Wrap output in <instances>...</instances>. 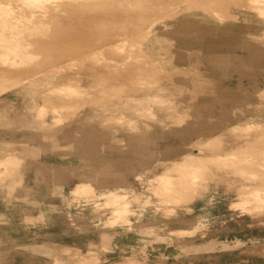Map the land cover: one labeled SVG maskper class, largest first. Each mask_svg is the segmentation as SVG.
Returning a JSON list of instances; mask_svg holds the SVG:
<instances>
[{
  "label": "rangeland",
  "instance_id": "374dc122",
  "mask_svg": "<svg viewBox=\"0 0 264 264\" xmlns=\"http://www.w3.org/2000/svg\"><path fill=\"white\" fill-rule=\"evenodd\" d=\"M231 7L233 8L234 6L231 5ZM163 8H165V6H163ZM198 9L199 8L194 9L197 13L200 11L198 21H189L191 26H198L199 23L206 26L219 25V23L214 22L212 19H202L200 16L201 14L204 15V13L202 10ZM160 10L163 9L159 6L154 9V12L160 13ZM73 12L63 13L57 18V22L56 20L51 21V29L47 34L48 38H45L46 35H36L33 37L39 40L35 41L34 45V48L41 52L39 60L42 61L48 57L49 61L48 63H43L42 66L30 67L31 71L29 73H35L32 77H36V79L40 81V89L46 88V86H42V80L56 84L63 81L64 77L61 76L66 74H71L73 78L77 79H85L91 76L93 77L91 81H93L95 85H90L89 89L91 90L92 88L91 92L100 95L99 90L104 89L107 95L105 94L106 96L103 97L105 100L97 96H94V98H98L97 100L94 98V100H88L86 96L78 102L75 100L76 103H73L76 105V109L73 110V115L70 119L64 121L62 125L52 128L41 127L40 124L35 123V121L22 123L21 120H25L26 117H28L26 115H29L27 114V107H29V105L31 107L28 101H24L27 97L29 98V96L23 93L21 91L22 89L11 90L7 94L3 93L0 96V109L9 105L10 115L16 118V125H18L15 128L14 135L10 137L6 136V131H0V141L6 140L0 143V156L14 153L21 156L24 161L19 168L20 172L17 177L13 178L5 174L4 180L0 181V217L4 219H1L2 221L0 220V236L1 239L3 238V240H0V264H51L54 257L61 258L64 260L65 264H138L139 261H146L148 264L264 263V212L254 215H244L239 211L227 209L228 206H226L229 205L231 201L237 199V186L247 180L240 175L234 174L230 167L210 164V160L208 159L199 161L201 164H208L206 165L207 170L205 179L199 181L200 177L197 178L199 181V192L197 190V193H192L187 197H179L176 195L175 200H179V198L184 200L176 206L174 212H167L165 209L166 205H161L157 209L159 196L151 195L154 204L149 207L146 216L137 223L138 219L136 215L132 214L131 218L133 220V225L129 227L120 225L112 227L104 224L96 225L97 219H105L110 216L109 209L98 208L95 205L94 199L84 196L72 201L69 200L73 198L70 191L71 188L81 180H90L89 177L91 176L94 180H103L106 182L109 179H126L132 183L136 191L147 194L148 178L151 175L161 172L165 167L171 165L173 161L180 160L184 153L199 154L201 152H206L197 145L198 140L201 141L207 138H214L215 134L224 133L221 136L222 142L220 147L222 149L232 148L238 144L245 143L243 132H236L231 129L230 125L238 122L237 119L226 120L225 118L228 115L225 111L229 107L231 108L232 104L245 103L244 107L247 109L249 115H260V117L264 118V100L262 101L261 96L257 94L258 89L264 87V76L260 75L258 71L256 72L257 68H255L258 64H264V32L254 27V24L258 21L257 18L253 17L251 21L239 19L235 21V24L232 23L234 22L233 20H229L231 23L225 25L227 31L222 35L221 39L217 38V41L213 43L217 46L219 44L218 49L212 47L217 50L212 49L207 51L206 39L203 38V31H200L201 29L198 27V32L192 31L190 35L186 33L185 36H190L192 39L194 38L196 44L195 48L194 50H180L177 52V55L182 56L186 52L185 59L190 57L193 59L195 64L188 68H184L178 63L175 65L165 64L164 67H160L159 64L154 63L155 60L161 59V57H163L165 61L170 60L165 56L171 49L168 45L164 44L165 42H160L163 41L162 36V38L157 39L156 35L152 34V41L148 47L144 43L149 39L144 40L141 46L144 49L134 48L129 51L130 53L115 52L116 54L114 51L105 49V55H107V57L122 63L125 62L123 65L115 66V62L112 60H105L104 62L106 64H94L92 66L74 65L72 68L60 70V66L57 65L58 61H66V59L69 61L70 58H73L75 61L81 60L85 53L90 54L91 51L99 49L98 47L105 42L114 41L117 37L115 34L118 32L122 33L123 31L127 33V35H130V38L134 36L133 39H140V37L135 36L137 34H134L137 24V18L135 19L134 17L136 14L134 13L112 16L110 13L97 14V12L92 9H88L81 14ZM180 18H182L180 15H174L172 18L165 19L164 23H168V25L173 23L171 27L175 29L178 28V31H175L173 37L181 40L184 34L182 30H179L182 27ZM61 25L63 28L60 27ZM240 25L246 26L245 30H238ZM249 26L250 28H248ZM225 40H233L236 46L238 44V49L235 46L234 49L230 48L228 51L229 48L221 45V42H226ZM42 44H46L49 48L41 49L42 47L40 46ZM232 50L234 52H231ZM140 52L141 54H139ZM224 52L231 53L236 59L240 58L241 60L252 61L251 70L247 71L243 69V71L239 68L241 71L237 70V73V71L233 69V66L220 68V66L216 64L215 59L219 54V56L224 55ZM252 56L255 62L252 60ZM1 63L2 62H0V69L5 70V64ZM216 66L218 67L217 69L215 68ZM113 67L116 69L112 70ZM236 68H238V66H236ZM147 70L149 72H151V70H159L157 75H159V81L162 82L159 83L170 90L168 96L172 99H179L181 97L178 95L180 94V90L186 89L184 88V83L177 78L190 76L192 81H194L193 86L195 85L198 89H192V92L195 93L189 98V102H178L179 104H177V106H180L179 113L169 114V112L163 108H159L157 110L159 119L154 121L155 127L152 125L153 127L149 126V128H146L144 125L145 123H142V120H140V129L132 130L124 123H121V120H119L120 115L117 114V110L119 109L118 107L123 104L122 96L124 94H128V92L132 94L143 93V84L134 77L129 80L127 76L135 74L138 71L140 75H144ZM24 71H19V73L9 71L6 74L8 76H13L21 73L20 75L22 76L27 73ZM103 73L105 77L112 79L111 83L110 80L106 81L102 79V77L104 78V75H102ZM219 82L222 83L220 84ZM200 83H202V85H200ZM83 84L86 83L84 81L75 83L73 88L75 89ZM108 90L112 97H110ZM112 93H114L116 97ZM254 93L255 95H253ZM99 99L101 101H98ZM225 99H228V101ZM201 100L203 103H201ZM42 101L43 99L40 97L39 102ZM124 110L128 109L125 108ZM153 115L154 117L156 116V114ZM134 116H136V114ZM81 117L83 119H81ZM221 117L223 118L222 121ZM148 118L150 117H147V119ZM31 119L30 117V120ZM178 119L184 121L179 122ZM213 122L215 123L214 126ZM5 123L6 122H4V124ZM76 125L77 127H75ZM86 125L90 126L87 127ZM72 127H75V129ZM212 129L215 130L213 131ZM208 131H212L210 132L212 136ZM46 132L48 134H46ZM122 132L124 133L121 134ZM179 133L181 134L179 135ZM63 137L64 139H62ZM84 139H87V141ZM88 145L91 148H89ZM138 146L141 147L139 148ZM6 148L12 150L9 152ZM71 151L73 152L71 153ZM118 151H120V153H118ZM163 151L167 152L164 153ZM113 152H115V154ZM152 155L155 156L153 157ZM66 174L68 175L67 177ZM137 174H141L142 177L138 178L136 176ZM222 178L224 179L223 181ZM10 180L15 181V184L9 186L8 183ZM59 182H62L61 185ZM2 187H4V189ZM26 187L30 189H27L30 194L23 190L26 189ZM43 187H45V189ZM208 188H214L218 192L215 199L212 201L218 207L217 222L214 224L213 232L202 236L198 235V232L192 235H183L171 231L173 228L182 227V223L175 220L177 217L190 221L195 220L206 203L203 199L204 197H201L200 192ZM8 189L9 191H7ZM57 192H59L58 195ZM38 214L43 215L42 219L39 218L40 215ZM27 216H30L31 220H27ZM51 218L52 220L50 221ZM78 218L80 220H78ZM15 220L17 221L15 222ZM142 221L143 223H141ZM144 226H146V228L153 226V232L151 234L143 233L145 230ZM93 230L94 233H92ZM103 234H107V240H103ZM157 234L166 237L167 240L158 241L153 239L152 237H158ZM210 236H218L220 240L224 241V243H220L218 251H215L214 257H211L212 254L208 252V247L201 245V242L206 243L205 240L209 239ZM24 237L26 238L24 239ZM238 238L245 241V243L239 244L236 242ZM251 238H257L258 240L252 241ZM225 240L229 241L228 251L224 250L228 247ZM141 249L145 251H140ZM132 257L139 261L134 263L131 262L129 258Z\"/></svg>",
  "mask_w": 264,
  "mask_h": 264
},
{
  "label": "bare ground",
  "instance_id": "6f19581e",
  "mask_svg": "<svg viewBox=\"0 0 264 264\" xmlns=\"http://www.w3.org/2000/svg\"><path fill=\"white\" fill-rule=\"evenodd\" d=\"M162 5L165 6V8H163ZM231 5H233L234 7L232 8ZM159 6L163 10H160V13L154 12V9L159 7ZM195 8L196 9L199 8L198 10H202V12L204 13V15L201 14V16H200V17H202V19H205V18H206L205 20L212 19L214 22L219 23L220 26L218 24H216L215 26L214 25L206 26L204 24L201 25L200 23L198 24V26H194V25L191 26L189 24V21L197 22L198 21V15H200L199 14L200 11L198 13L194 11ZM88 9H92V10L96 11L97 14H99V13H102V14L103 13H110L112 16H122V15H125L128 13L136 14L134 17H135V19L137 18L136 19L137 24H136V29H135L136 31L134 34H137L135 36L140 37V39L135 40V39H133L134 36H133V38H132V36L130 38V35H127V33L123 32V31H122V33L118 32L117 34H115L117 37L114 41L109 40L110 42H105L100 47H98L99 49H97L95 51L93 50V51H91V53L89 52L90 54L85 53V55L83 56V58L81 60L75 61L73 58H70L69 61H67V59H66V61H58L57 65L60 66V70H63L64 68H72L74 65L92 66L94 64H103V63L106 64L104 62L105 60H112L113 62H115L114 63L115 66L123 65L125 62L122 63V62H119L118 60L110 59L109 57H107V55H105V49H108L110 51H114V53L115 52H125L126 53V52H129L130 50H132L134 48L144 49L141 47L144 40L149 39L146 43H144L148 47V45L152 41V38H151L152 34L156 35L157 39L163 37L162 38L163 41H160V42H165L164 44L168 45L170 47V49L172 50V51L169 50L165 56V57L169 58L170 60L165 61V59L163 57H161V59L155 60L154 63L159 64L160 67H164L165 64L175 65L178 63V64H181L184 68H188L189 66H193L195 64L193 59L191 57L188 59H185V53L186 52L182 56L177 55V52L180 50L181 51L182 50H194V48H195L196 44L194 42V38L192 39L190 36L189 37L185 36L186 33H188L190 35V33L192 31L198 32V28L201 29L200 31H203L202 36H203V38L206 39V42H207V44H206V47L208 49L207 51H209L212 49H215V50L218 49L219 44L217 46V45H214L213 43L217 41V38L221 39L222 35L227 31V29L225 28V25H229V23H231V22H229V20H233L234 22H232V23L235 24L236 20L243 19L245 21H251V20H253V17H255V18H257L258 21L256 24H254L255 25L254 27H256L259 31L264 32V0H0V62L5 64V66H6L5 70L0 69L1 70L0 71V96L3 93L7 94L9 91L16 90L19 88L22 89L21 91L23 93H26L29 96L30 99L27 97V99L24 100V101H28L31 104V107H30V105H29V107H27L28 108L27 114H29V115H26L28 117H26L25 120H21L22 123H26L28 121H31V122L35 121V123H37V124L39 123L41 127L42 126L43 127H49V128L58 127V126L62 125L64 121L69 120L70 117L73 115V110L76 109V105L73 103V102H75V100L78 102L79 100L83 99L84 96H86L87 97L86 99H88V100L93 99L94 96H97L98 98L103 99V97L107 95L104 89L99 90L100 95H98V94L96 95L95 92H91L92 88H91V90L89 89L90 85L95 86L94 82L91 81L93 79V77H91V76H88L85 79H83V78L77 79V78H73V76L71 74H66V75L61 76V77H64L63 81H61L60 83H56V84L42 80V86L43 87L46 86V88L40 89L39 88L40 81L38 79H36V77H34V78L32 77L33 74H35V73H29L31 71L30 67L42 66L43 63H48V61H49L48 57L45 60H42V61L39 60L41 52L38 51V49L34 48L35 41H39V40H36L33 37L36 35H46L45 38H48L47 34L50 32V29H51V21L56 20V22H57V18L60 15H62L63 13H65V14L66 13H72L74 11L76 13L81 14V13L86 12ZM174 15H180V17H182V18H180V21L182 23V27L179 30L180 31L182 30L184 35H183V38L181 40L173 37V34L175 33L176 30L178 31V28L175 29V28L171 27V24H173V23H171L169 25H168V23H164L165 19L172 18V17H174ZM60 27L63 28L62 25ZM245 28H246V26L240 25L238 30L240 29L241 31H243V30H245ZM248 28H250V26ZM122 29L125 30L124 28H122ZM157 29H159L160 31ZM134 34H131V35H134ZM225 41L226 42H224V41L221 42L222 43L221 45H223L226 48H229L228 51L230 50V48L234 49V47L236 46L234 44L233 40H225ZM237 46H238V44H237ZM237 46H236V48L238 49ZM40 47H42L41 49L49 48V46H47L46 44H42ZM212 47H216L217 49L212 48ZM231 52H234V51L232 50ZM121 54H123V53H121ZM131 54H134V53H131ZM139 54H141V52ZM219 55H217V56L215 55L217 57L215 59V62L218 66H220V68L221 67L227 68L229 66H233L234 67L233 69L236 71L237 70L241 71L240 69H242V70L245 69L247 71L251 70L250 68H251L252 61L241 60L240 58L236 59L229 52H226L224 55L221 54L222 56H219ZM215 56H214V58H215ZM253 56H252V60L254 59ZM113 57H114V55H113ZM210 57H212V56H210ZM250 60H251V58H250ZM168 62H170V63H168ZM236 66H238V68H236ZM254 66H256V65H254ZM151 68H154V67H151ZM215 68L217 69L218 67L216 66ZM255 68H257L256 72L258 71V73L260 75L264 76V64H258ZM115 69L113 67L112 70H115ZM226 70H228V69H226ZM9 71H12V72L15 71L16 73L17 72L19 73V71L20 72L24 71L27 73H26V75L23 74L22 76L20 75L21 73L19 75L8 76L6 73ZM117 71H119V70H117ZM147 71H146V74H144V75H140V73L138 71L135 74H131V75L127 76L128 77L127 79L130 80L132 77H134L135 79H138L137 81H139L143 84V93L142 94H136V93L132 94V93L128 92V94H124L122 96L123 107L121 105L120 107H118L119 109L117 110V114L120 115L119 120H121V123H124L125 125H127L132 130L140 129V126H141L139 124L140 120H142V123H145L144 125L146 126V128H149V126L151 127L152 125L155 127L154 121H157L159 119L158 112H157V110L159 108H163L164 110L169 112V114H176V112L179 113L180 112V106H177V104H179L178 102H189V98L192 96L193 93H195V92H192V89H198V87H196L195 85L193 86L194 81H192V78H190V76H184L181 78H177L178 80H181L182 83H184V86H185L184 88H186V89L180 90V94H178V95L181 97L179 99H177V100L175 98L172 99V98H170V96H168L170 94V90L167 89V87H165L163 84L159 83V82H161V81H159L160 80L159 75H157V72H159V70L158 71L157 70H151V72L148 71V74H147ZM221 71H222V69H221ZM223 71H225V70H223ZM238 71H237V73H238ZM253 71H254V69H253ZM102 75H104V78L102 77L103 80H106V81L110 80V83H111L112 79H110L109 77L108 78L105 77L104 73ZM222 75H224V74H222ZM255 76H257V75H255ZM47 78H49V77H47ZM200 80H202V79H200ZM239 80H241V79H239ZM252 80H254V79H252ZM83 81L86 84H83L82 86H78L75 89L73 88V85L75 83H79V82L81 83ZM198 81H199V79H198ZM221 81H222V79H221ZM131 82H132V80H131ZM219 83L221 84L222 82H219ZM239 83H241V82H239ZM256 83H257V81H256ZM200 85H202V83H200ZM201 87H204V86H201ZM254 87H257V86H254ZM230 89H231V87H230ZM253 89H255V88H253ZM95 90H97V89H95ZM238 90H239V88H238ZM229 91H228V93H229ZM108 92H109V90H108ZM230 93H231V91H230ZM112 94H114V93H112ZM248 94H249V91H248ZM257 94L259 96H261L262 101H263L264 100V87L259 88L257 91ZM109 95H110V92H109ZM253 95H255V93ZM40 97L43 99L42 102H39ZM110 97H112V96L110 95ZM115 97H116V95H115ZM98 98H94V99L97 100ZM100 99L98 101H101ZM103 100H105V99H103ZM225 100L228 101V99H225ZM218 101H219V99H218ZM201 103H203L202 100H201ZM244 106H245V103L232 104L231 108L229 107L225 111L228 115L225 119L226 120H229V119L236 120L237 119L238 122H236L230 126H231V129L236 131V132L237 131L243 132V134L245 136L244 137L245 143L238 144L232 148L222 149L220 147L221 146L220 144L222 142L221 136L224 133L223 134L222 133L221 134H215L214 138H207V139L201 140V141L198 140V144L197 143L196 144L199 145V147L201 149L205 150L206 152H201L199 154L184 153L183 157L180 160L173 161L171 163V165H168L167 167H165L161 172L156 173L154 175H151L148 178V185H147L148 193L147 194L136 191L134 186L132 185V183L126 179H122V178L114 179V180L109 179L106 182L103 180H101V181L94 180V178L91 176V177H89L90 180H88V179L87 180H81L71 188L70 191H71V194L73 195V198L69 199V200L72 201L74 199H78V198L84 196V197L94 199L95 205L98 208L109 209L110 210V216L108 218H105V219H102V218L97 219L96 225L104 224V225H109L112 227L118 226V225L129 227L130 225H133V220L131 218L132 214L136 215V217L138 219L137 223L140 220H142L143 217L146 216L147 210L149 209V207H151L154 204V201L152 200L151 195H157V197L159 196V203H157V207H156L157 209L161 205H166L165 209L167 212H174L176 210V206H178L184 200V199L181 200L180 198H179V200H175L176 195L179 197H181V196L187 197L192 193L193 194H195V192L197 193L199 181H201V179H205V173L207 170L206 165H208V164H206V165L201 164L199 161H203L205 159H208V160H210V164H217V165L224 166V167H230V169L232 170V172H234V174L240 175L243 178H245V180H247L246 182L240 183L237 186V188H236L237 199L231 201L229 203V205H226V206H228L227 209L229 208L230 210L239 211L241 214H244V215L245 214L254 215V214H259V213L264 212V118L260 117V115H249L247 113V109ZM125 108L128 110H124ZM135 114H136V116H134ZM153 114H156V116L154 117ZM131 115H133V116H131ZM245 115L247 118L245 117ZM30 117L32 118L31 120H30ZM147 117H150V118L147 119ZM11 118L12 117L9 116V110L8 109H5V108H3V110L0 109V122L8 120L9 121L8 125H12V122L10 120ZM176 118H177V116H176ZM14 119H16V118H14ZM81 119H83V118L81 117ZM222 120H223V118L221 119V121ZM116 121L119 122L118 120H116ZM178 121L181 122L182 120L180 121V119H178ZM221 121H219V122H221ZM214 124L215 123L213 122V126H214ZM221 124H226V123H221ZM90 125H88V126H90ZM75 127H77V125ZM75 127H72V128L75 129ZM98 128H97V130H98ZM78 129H82V128H78ZM86 129H88V128H86ZM99 130L102 132V130L100 128H99ZM162 131H163V129H162ZM218 131H220V130H218ZM210 132H212V131H210ZM123 133L124 132H122L121 134H123ZM198 133H201V132H198ZM46 134H48V133L46 132ZM180 134L181 133H179V135ZM62 135H64V134H62ZM96 135H98V134H96ZM104 135H106V134H104ZM169 135H172V134H169ZM201 135H200V138H201ZM211 136H212V134H211ZM81 138H82V136H81ZM62 139H64V137ZM163 139H165V138H163ZM202 139H203V137H202ZM230 139H232V138H230ZM59 140H60V138H59ZM226 140H228V139H226ZM85 141H87V139ZM235 142H237V141H235ZM239 143H241V142H239ZM25 144H26V142H25ZM179 145H180V143H179ZM106 146H107V144H106ZM133 146H135V145H133ZM169 146H170V144H169ZM169 146H167V147H169ZM136 147H137V145H136ZM159 147H162V146H159ZM188 147H189V145H188ZM89 148H91V147L89 146ZM192 148H193V145H192ZM91 151H92V149H91ZM173 151H175V150H173ZM72 152L73 151H71V153ZM166 152H164V153H166ZM85 153H87V152H85ZM113 153L115 154V152H113ZM118 153H120V151H118ZM94 154H95V152H94ZM78 155H80V154H78ZM73 156H76V155H73ZM92 156H94V155H92ZM82 157H83V155H82ZM111 158H110V160H111ZM162 159H164V158H162ZM22 162H24L23 158L17 154H14V153H8V154H4V155L0 156V181L4 180L5 174H8V175L12 176L13 178L17 177V175L20 172L19 168H20ZM151 162H152V160H151ZM98 163H101V162H98ZM32 166H31V168H32ZM151 167H153V166H151ZM108 169H110V168H108ZM94 170H96V169H94ZM67 176L68 175L66 174V177ZM136 176L138 178L142 177L141 174H137ZM198 177H200L199 181L197 179ZM39 178H40V176H39ZM37 179H38V177H37ZM47 179H48V177H47ZM58 179H59V177H58ZM12 180H14V179H12ZM19 180H21V179H19ZM69 180H70V177H69ZM223 180L224 179L222 178V181ZM61 183H60V185H61ZM8 184H9V186H11V185L15 184V181L10 180V182ZM27 187H26V189H23V190L25 192L27 191V193H28L30 189ZM2 188L4 189V187H2ZM43 188L45 189V187H43ZM27 189H29V190H27ZM7 191H9V189ZM10 191H12V190H10ZM32 191H35V190H32ZM198 192H199V190H198ZM58 193L59 192H57V195H58ZM200 193H201V197L202 198L204 197L203 199L206 201L205 206L202 207V209H201L202 210L201 213H199L197 215V217L195 218V220H193V221L182 219L179 217L175 218V220H178L182 223V227L173 228V230H171V231H173L174 233L176 232L178 234H183V235H192V234H195L198 232V235L204 236V235L208 234L211 231V229L214 228V224H215V222H217L216 217L218 216V213H217L218 207L212 201L215 199L216 194H218V192L214 188H208L205 191H201ZM28 194H30V193H28ZM53 198H55V197H53ZM26 207H27V205H26ZM21 208H23V207H21ZM53 209H51V210H53ZM92 211H94V210H92ZM38 215H40L39 218L42 219L43 215L42 214H38ZM32 216H34V215H32ZM74 217H76V216H74ZM79 218H78V220H80ZM1 219L2 218L0 217V220ZM26 219L31 220V217L27 216ZM2 220H4V219H2ZM51 220H52V218L50 219V221ZM70 220H72V219H70ZM16 221L17 220H15V222ZM54 223H55V221H54ZM141 223H143V221ZM69 224H70V222H69ZM144 227H145V230L143 231V233L151 234L153 232V226L152 227L149 226V228H146V226H144ZM89 232H91V231H89ZM92 233H94V230L92 231ZM92 233H91V235H92ZM125 235H127V234H125ZM157 235H158V237H152V238L156 239L158 241L166 239V237H164V236H161L159 234H157ZM36 237H37V235H36ZM25 238L26 237H24V239ZM106 238H107V234H103V240H107ZM0 240H3V238L1 239V236H0ZM251 240L255 241L258 239L257 238H251ZM158 241H156V242H158ZM236 242H238L239 244L245 243V241H242L239 238L236 239ZM202 243L203 242H201V244ZM36 244H34V245H36ZM12 245H14V244H12ZM224 246H226V245H224ZM140 251H145V250L141 249ZM129 259L133 263L139 261L138 259H136L134 257L129 258ZM29 262H31V261H29ZM144 263L148 264L146 261L145 262L139 261L138 264H144ZM51 264H65V262L61 258L54 257L52 259ZM253 264H264V263L254 262Z\"/></svg>",
  "mask_w": 264,
  "mask_h": 264
},
{
  "label": "crops",
  "instance_id": "0c3cea01",
  "mask_svg": "<svg viewBox=\"0 0 264 264\" xmlns=\"http://www.w3.org/2000/svg\"><path fill=\"white\" fill-rule=\"evenodd\" d=\"M3 108H5V109H10V106L9 105H6V106H4ZM3 108H2V110H3ZM11 113L9 112V116H11L10 115ZM12 118L10 119L11 120V122H12V125H8V120H6V121H1L0 122V131H6V136L7 137H10V136H12V135H14V131H15V128H16V126H18V125H16V120L13 118V116H11ZM16 121V122H15ZM4 122H6L5 124H4ZM13 130V131H12ZM10 133V134H9ZM4 141H6V140H2V141H0V143L1 142H4ZM6 150L7 151H9V149L8 148H6ZM12 149H10V151H11ZM9 151V152H10ZM213 229H211V231L209 232V233H211V232H213L212 231ZM208 233V234H209ZM205 242L206 243H202L201 245L202 246H204V247H208L207 249H208V252L209 253H211L212 254V256L211 257H214L215 255V251H218V247L220 246V243H224V241H222V240H220L219 239V237L218 236H210V238L209 239H207V240H205ZM225 242L227 243V246H228V244H229V241H227V240H225ZM229 248V246L228 247H226L224 250L225 251H228L227 249Z\"/></svg>",
  "mask_w": 264,
  "mask_h": 264
}]
</instances>
